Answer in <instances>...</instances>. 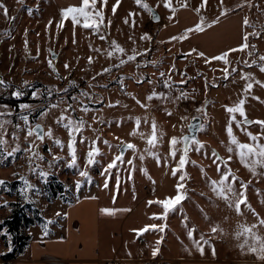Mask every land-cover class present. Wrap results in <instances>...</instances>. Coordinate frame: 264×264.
Wrapping results in <instances>:
<instances>
[{"label":"rangeland","instance_id":"374dc122","mask_svg":"<svg viewBox=\"0 0 264 264\" xmlns=\"http://www.w3.org/2000/svg\"><path fill=\"white\" fill-rule=\"evenodd\" d=\"M245 1L207 0L194 8L224 13L244 3L241 11L260 7L264 19V3ZM180 2L82 0L64 7L56 0H0V221L24 208L33 218L23 228L31 239L58 229L68 202L96 193L103 205L131 211L128 223L142 224L136 241L149 236L157 256H264L250 236L236 235L241 225L264 228V163H256L254 147L264 146V125L257 123L264 121V59L256 71L240 69L250 61L244 54L239 61V52L203 65L154 43L149 4L168 11L163 4ZM262 27L248 35L254 46L247 42L246 50L256 49L252 39ZM261 51L264 58V39ZM196 116L202 129L185 150ZM122 145L129 146L124 153ZM240 145L253 146L245 153L251 169L241 162ZM222 177L228 199L212 190ZM245 184L248 203L238 212ZM178 194L182 203L169 211V198ZM193 227L197 241L201 234L211 240L203 252L188 237ZM151 229L164 238L157 241ZM15 246L6 233L0 264H10L3 254Z\"/></svg>","mask_w":264,"mask_h":264},{"label":"crops","instance_id":"0c3cea01","mask_svg":"<svg viewBox=\"0 0 264 264\" xmlns=\"http://www.w3.org/2000/svg\"><path fill=\"white\" fill-rule=\"evenodd\" d=\"M56 1L61 6L68 7L82 0ZM217 2L222 3L223 0ZM252 2L260 6L264 0H247L245 4ZM188 3L192 5H187ZM203 3V0H181L179 5L174 4L171 8L163 4L168 11L155 8L153 3H150L151 17L152 8L160 14V21L156 22L154 43L168 48L171 54L197 57L203 65L229 53L239 52V61H243L240 59L243 54L248 57L246 62L250 61V65L240 66V69H260L264 39V25H260L264 22L262 9L259 7L247 12L241 11L244 3H237L233 10L224 13L213 10L197 12L194 7L199 6L200 10ZM143 10L141 8L138 19L145 13ZM246 16H251L252 24H248ZM255 25L262 27L261 35L252 39L253 43L258 45H255L256 49L254 47L255 50L251 52L245 49L247 46L242 48V45H247L248 42V46H254L252 43L249 45L248 35L253 32ZM233 49L235 51H231ZM251 57H256L257 63L252 62V59H249ZM122 208L110 204L103 205L100 194L82 195L66 204L58 229L49 232L37 231L10 264H98L100 261L112 259L126 264H264V260L253 257L202 258L176 254L157 256L159 247L156 241L148 238L149 236L136 241L137 228L142 224L128 223L131 211ZM116 220L120 222V226H117ZM158 231L161 232L159 229ZM153 233L156 234L157 241L164 238L161 233L151 229L152 236Z\"/></svg>","mask_w":264,"mask_h":264},{"label":"snow or ice","instance_id":"6c2138e0","mask_svg":"<svg viewBox=\"0 0 264 264\" xmlns=\"http://www.w3.org/2000/svg\"><path fill=\"white\" fill-rule=\"evenodd\" d=\"M207 3V0H205V4ZM247 23L245 24V27H247ZM255 34V33H254ZM245 40H247V37H245ZM243 47H246V45H242V48ZM231 51H235V49L231 50ZM230 54V53H229ZM213 59H217L216 57H213ZM264 59V58H262ZM262 71H264V69H262ZM258 124H261V125H264V121H257ZM250 135V138L254 141L258 140L259 138L256 137V136H252L251 134ZM255 149H257V151L255 152V154L260 158L256 161V163H260V161L262 159H264V154H262V150H264V146L262 145H259V144H256L255 146ZM231 151V149H229ZM239 151H240V156H241V162L245 164L246 167H249L250 169L252 168V165H249L247 164L246 162V156H245V153H248V154H252V151H253V146H248V145H240L239 146ZM93 163H95V161H93ZM110 167L112 168H115L116 165L115 164H111ZM177 172H179V169H177ZM231 176V173H227V177H230ZM111 175H109L107 177V179H110ZM227 177H222L221 178V181L217 182V181H212V190L214 192L217 193L218 196H221L223 197L224 199H228L229 198V188L227 187V184H228V179ZM4 182H0V184H3ZM235 181H233V185H234ZM81 187V184H78L77 185V189H79ZM180 187L181 185H178V188H177V191L179 193V190H180ZM245 191H244V194L242 195V198L239 202V204L237 205V211L240 212L242 207L248 203V197L246 195V192H247V185H243ZM257 196L260 197L261 196V193L259 192V190H257ZM184 199H186V197H184ZM262 202H264V200H262ZM179 203H182V198L181 196L178 194L176 197H170L169 198V211H172L176 208L177 204ZM251 210V209H249ZM59 215V213H58ZM50 222V221H49ZM185 225L187 226V221L184 222ZM260 224L264 225V218H262L260 220ZM243 231H247L249 233V236L251 237L252 236V228H249V227H246L244 225H241L240 226ZM255 227V225L253 226ZM218 229L217 228H213V233H215ZM144 231H147V229H145ZM196 233V229L193 227L189 232H188V237L190 240H192L193 242V245L198 249L200 250L201 252L204 251V245H207V244H210L211 243V240H208V239H205L203 234H201V237L200 239L197 241L195 238H194V234ZM242 233H237V235H240ZM254 243L255 244H259L261 246V242L259 240H255L253 239ZM244 245H241V247H243ZM10 250H11V246H10ZM261 252H264V247H260L259 249ZM259 259H262L264 260V256H259L258 257Z\"/></svg>","mask_w":264,"mask_h":264},{"label":"trees","instance_id":"16d2710c","mask_svg":"<svg viewBox=\"0 0 264 264\" xmlns=\"http://www.w3.org/2000/svg\"><path fill=\"white\" fill-rule=\"evenodd\" d=\"M33 223V218L25 212L24 208H14L12 213L3 221H0V243L5 238L6 233L12 236V240L16 245L11 252L3 254L5 259H15L24 249L26 242L24 239H30L25 236L23 228ZM6 230V232H3Z\"/></svg>","mask_w":264,"mask_h":264},{"label":"water","instance_id":"95a60500","mask_svg":"<svg viewBox=\"0 0 264 264\" xmlns=\"http://www.w3.org/2000/svg\"><path fill=\"white\" fill-rule=\"evenodd\" d=\"M151 10H152V20L154 22H159L160 21L159 12L155 8H152ZM245 122L249 123L250 120H246ZM201 129H202V117L196 116L190 121L189 133L186 134L184 137L185 150H187L188 146L193 140H198V135ZM34 131L37 133L39 138L42 139L44 137L43 127L41 124H37L34 127ZM128 147H129L128 145H122L121 152L124 153Z\"/></svg>","mask_w":264,"mask_h":264},{"label":"clouds","instance_id":"9594fccd","mask_svg":"<svg viewBox=\"0 0 264 264\" xmlns=\"http://www.w3.org/2000/svg\"><path fill=\"white\" fill-rule=\"evenodd\" d=\"M262 154H264V150H262ZM260 163H264V159H262ZM217 231H219V229ZM237 233H240V232H237ZM240 235L249 236V233L247 231H243V233ZM240 235H237V237H239ZM251 238L255 240H259L261 242V247H264V228L252 229ZM244 243H247V241L245 240ZM239 246L240 245H237V247Z\"/></svg>","mask_w":264,"mask_h":264},{"label":"built area","instance_id":"2783aa9c","mask_svg":"<svg viewBox=\"0 0 264 264\" xmlns=\"http://www.w3.org/2000/svg\"><path fill=\"white\" fill-rule=\"evenodd\" d=\"M98 264H126L124 262H121L117 259H112V260H103V261H100Z\"/></svg>","mask_w":264,"mask_h":264}]
</instances>
